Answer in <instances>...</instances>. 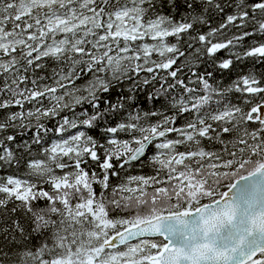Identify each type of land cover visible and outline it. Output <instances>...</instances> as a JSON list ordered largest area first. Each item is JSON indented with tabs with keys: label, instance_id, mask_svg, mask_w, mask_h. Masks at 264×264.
<instances>
[{
	"label": "snow or ice",
	"instance_id": "6c2138e0",
	"mask_svg": "<svg viewBox=\"0 0 264 264\" xmlns=\"http://www.w3.org/2000/svg\"><path fill=\"white\" fill-rule=\"evenodd\" d=\"M0 264H264V0H0Z\"/></svg>",
	"mask_w": 264,
	"mask_h": 264
}]
</instances>
